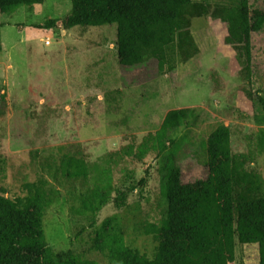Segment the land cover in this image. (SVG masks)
<instances>
[{"label":"rangeland","instance_id":"1","mask_svg":"<svg viewBox=\"0 0 264 264\" xmlns=\"http://www.w3.org/2000/svg\"><path fill=\"white\" fill-rule=\"evenodd\" d=\"M203 12L192 18L196 46L175 69L143 84L122 86L115 51V23L69 26L70 0L11 5L0 0V193L20 208L34 187L49 198L43 213L51 251L67 264L72 249L79 264H108L96 244L118 232L126 245L151 255L156 245L149 222L166 216L161 184L174 161L191 178L204 174L205 141L218 124L228 125L231 145L246 153L264 121V105L241 90L247 81L242 54L223 41L225 27L213 6L230 0H200ZM252 21L251 86L264 97V0H249ZM48 18L56 21L38 27ZM195 108L193 121L169 134L168 148L127 158L134 185L122 198L120 166L107 152L159 128L173 107ZM250 167L264 177V151ZM76 169L82 173L69 174ZM108 201L95 211L83 200L94 192ZM188 264H211L206 249H195ZM227 264H258L254 243L235 241Z\"/></svg>","mask_w":264,"mask_h":264},{"label":"trees","instance_id":"2","mask_svg":"<svg viewBox=\"0 0 264 264\" xmlns=\"http://www.w3.org/2000/svg\"><path fill=\"white\" fill-rule=\"evenodd\" d=\"M11 5L41 3L44 0H4ZM69 26L115 23V51L122 86L143 85L159 77L165 68L175 69L190 58L196 41L191 31L192 18L203 12L200 0H70ZM215 17L225 27L223 41L242 54L247 81L243 93L264 105L259 89L251 86V53L245 50L256 28L249 0L217 2ZM48 18L38 27H49ZM0 86V114L5 106ZM192 106L168 109L158 129L146 132L140 140L130 136L127 142L107 152L108 159L120 166L122 182L117 198L134 185H125L133 170L127 158L149 151L166 150L169 134L190 124L195 116ZM264 121V115L259 119ZM204 174L191 178L180 164L171 161L161 184L167 200L166 216L149 222L156 245L151 255L126 245L118 232L107 234L96 244L108 258V264H188L195 249H206L211 264H227L234 259L235 241L254 243L258 264H264V177L249 166L264 151V126H260L246 153L231 145L228 125L218 123L205 141ZM82 173L80 169L69 174ZM108 201L106 193L94 192L92 200H83L86 210L95 211ZM49 204L44 190L36 186L23 199L20 208L0 193V264H57L47 242L43 213ZM67 264H79L72 249L65 253Z\"/></svg>","mask_w":264,"mask_h":264}]
</instances>
